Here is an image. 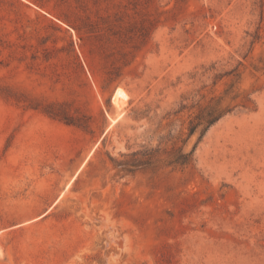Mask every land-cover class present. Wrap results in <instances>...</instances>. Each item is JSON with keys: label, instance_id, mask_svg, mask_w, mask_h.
I'll return each instance as SVG.
<instances>
[{"label": "rangeland", "instance_id": "1", "mask_svg": "<svg viewBox=\"0 0 264 264\" xmlns=\"http://www.w3.org/2000/svg\"><path fill=\"white\" fill-rule=\"evenodd\" d=\"M0 264H264V0H0Z\"/></svg>", "mask_w": 264, "mask_h": 264}, {"label": "trees", "instance_id": "2", "mask_svg": "<svg viewBox=\"0 0 264 264\" xmlns=\"http://www.w3.org/2000/svg\"><path fill=\"white\" fill-rule=\"evenodd\" d=\"M235 75H237V73H235ZM235 88V85L231 84L218 96L212 97L208 102L204 104L198 103L199 106L197 111L193 112V115H190L188 131L186 136L182 139V144L180 146L174 144L171 148L164 147L161 144L151 147L142 146L139 149L126 153V158L118 161L116 166L124 172L133 173L144 167H156L162 164L175 168L190 165L193 162L194 152L198 143L202 141L208 130L225 115L234 111V105L226 103L225 100L227 97L231 96V99L235 101L240 96V92ZM183 99H185L184 96ZM184 108H186V106L182 104L181 109L175 110L173 114L183 111ZM140 114V112H137L136 118H139ZM65 119L72 122L70 119H67V117H65ZM172 124L173 122H170L169 126ZM171 134L172 131L170 130L167 136ZM194 136L197 137L196 142L189 148V143Z\"/></svg>", "mask_w": 264, "mask_h": 264}, {"label": "bare ground", "instance_id": "3", "mask_svg": "<svg viewBox=\"0 0 264 264\" xmlns=\"http://www.w3.org/2000/svg\"><path fill=\"white\" fill-rule=\"evenodd\" d=\"M127 98H129V95L121 88H118L114 93L113 100L117 103V105H120L122 103L121 100H125Z\"/></svg>", "mask_w": 264, "mask_h": 264}, {"label": "water", "instance_id": "4", "mask_svg": "<svg viewBox=\"0 0 264 264\" xmlns=\"http://www.w3.org/2000/svg\"><path fill=\"white\" fill-rule=\"evenodd\" d=\"M116 91V90H115Z\"/></svg>", "mask_w": 264, "mask_h": 264}]
</instances>
